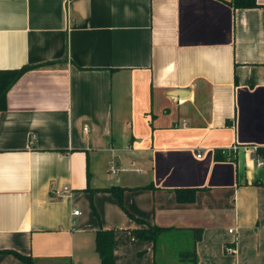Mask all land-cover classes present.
<instances>
[{"label": "crops", "instance_id": "1", "mask_svg": "<svg viewBox=\"0 0 264 264\" xmlns=\"http://www.w3.org/2000/svg\"><path fill=\"white\" fill-rule=\"evenodd\" d=\"M255 3L0 0V69L36 65L0 111V264H25L8 249L100 264L99 228L115 229V264H190L192 250L196 264H264ZM114 185L131 215L166 228L154 241H133L146 224L96 190ZM182 187L195 201L177 202Z\"/></svg>", "mask_w": 264, "mask_h": 264}, {"label": "trees", "instance_id": "2", "mask_svg": "<svg viewBox=\"0 0 264 264\" xmlns=\"http://www.w3.org/2000/svg\"><path fill=\"white\" fill-rule=\"evenodd\" d=\"M256 0H229V3L234 8L240 7H255L257 3ZM36 65H22L19 68H3L0 69V111H4L6 108V94L9 88L19 79V77L27 70L35 68ZM236 81V77H234ZM254 158L256 160L264 162V147L257 146L254 151ZM92 190L91 188H88ZM125 187L121 185H114L108 187H102L96 190H106L110 192L114 199L117 200L118 205L122 208V210L134 221L136 220L138 223L146 224L145 221L137 216L131 215L124 206V202L122 199V195ZM93 191V190H92ZM198 191L197 188L190 187H182L176 188L174 190V196L176 197L177 202L179 203H191L195 201V194ZM92 205V202H91ZM166 228L151 224H146L145 227H136L129 228L128 231L131 233V237L133 241L138 240H148L154 241L156 237L165 231ZM198 232L196 238L199 239L201 236V228H197L195 230ZM115 229H102L99 228L95 231L94 237V248L98 255L100 264H115L113 262V240H114ZM7 253H12L16 258L21 260L25 264H33V261L29 255H23L14 250H5ZM190 264H196L195 260V251L192 250L189 254Z\"/></svg>", "mask_w": 264, "mask_h": 264}, {"label": "built area", "instance_id": "3", "mask_svg": "<svg viewBox=\"0 0 264 264\" xmlns=\"http://www.w3.org/2000/svg\"><path fill=\"white\" fill-rule=\"evenodd\" d=\"M83 129H86V127H84ZM199 155H200V153L197 154V156H199ZM256 162H257L258 165H261L262 163H264V162L259 161V160H257ZM110 171H111V172H114V171H115V168L112 167V166H110ZM67 191H68L67 186H64V187H62V189H57V190H55V195H56L57 197H61V196H63ZM72 212H73V214H77V213H78V210L75 209V210H73ZM229 232H232V228L229 230ZM227 250H228V252H231V251H232V248L228 247Z\"/></svg>", "mask_w": 264, "mask_h": 264}, {"label": "water", "instance_id": "4", "mask_svg": "<svg viewBox=\"0 0 264 264\" xmlns=\"http://www.w3.org/2000/svg\"><path fill=\"white\" fill-rule=\"evenodd\" d=\"M253 156V154H251Z\"/></svg>", "mask_w": 264, "mask_h": 264}]
</instances>
